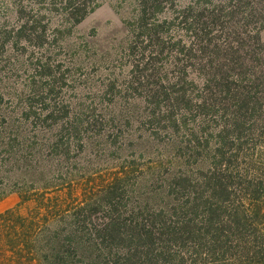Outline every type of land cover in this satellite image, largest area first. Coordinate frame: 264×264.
I'll return each instance as SVG.
<instances>
[{"label": "rangeland", "instance_id": "rangeland-1", "mask_svg": "<svg viewBox=\"0 0 264 264\" xmlns=\"http://www.w3.org/2000/svg\"><path fill=\"white\" fill-rule=\"evenodd\" d=\"M192 2L148 0L141 17L140 0H0V121L52 115L71 128L66 158L46 150L48 175L30 183L65 208L78 202L96 226L202 227L218 197L233 184L243 195L262 169L258 110L249 130L237 98L264 78V17L242 28L236 10L200 36L182 14ZM23 132L50 136L31 123ZM4 179L0 213L26 214Z\"/></svg>", "mask_w": 264, "mask_h": 264}, {"label": "trees", "instance_id": "trees-1", "mask_svg": "<svg viewBox=\"0 0 264 264\" xmlns=\"http://www.w3.org/2000/svg\"><path fill=\"white\" fill-rule=\"evenodd\" d=\"M140 2L143 5L139 16L143 17L148 0ZM236 10L245 28L252 19L264 17V0H195L185 6L182 14L191 17V27L202 36L210 34L211 26L226 25L235 13L238 15ZM256 33L257 43L264 49V31ZM263 79L255 86L258 92L251 85L243 99L237 98L246 109L250 108L249 130L254 125L250 111L258 110L259 133L263 138L259 156L262 169L251 181L245 180L243 195L234 193L237 186L232 182L227 200L217 198L208 210L204 226L189 230L155 232L120 228L111 223L96 226L78 202L73 209L65 208L60 200L54 202L48 186L30 183V179L33 172L43 170L41 164L50 161L51 156L44 155L46 150L66 158L72 141L65 135L71 128L49 117L52 115L34 119L4 117L0 121V136L8 135L5 155L0 158V173L5 176V185L20 191L22 203L31 206L26 214L18 209L0 213V264H264ZM243 109L240 105L239 110ZM30 123L50 132V136L45 140H36L38 136L28 140L23 131ZM72 130L77 132L78 127L72 126ZM41 173L47 176L48 170ZM214 189L220 191L221 183L215 184ZM171 242L178 243L179 248L174 249Z\"/></svg>", "mask_w": 264, "mask_h": 264}]
</instances>
